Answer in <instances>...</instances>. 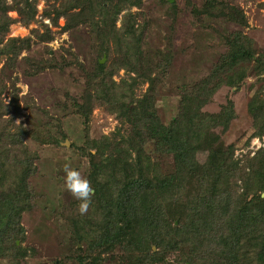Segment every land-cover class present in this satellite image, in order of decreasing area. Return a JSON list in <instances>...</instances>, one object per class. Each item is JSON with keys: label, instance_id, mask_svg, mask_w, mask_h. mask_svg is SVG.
<instances>
[{"label": "rangeland", "instance_id": "rangeland-1", "mask_svg": "<svg viewBox=\"0 0 264 264\" xmlns=\"http://www.w3.org/2000/svg\"><path fill=\"white\" fill-rule=\"evenodd\" d=\"M90 1L28 0L30 5L21 13L13 0H5L9 24L3 43L9 37L27 38L29 42L11 63L5 55L0 56V98L6 105L12 99L17 102L4 117L15 114L16 125L28 132L23 138L24 151L15 154L21 155L29 168L25 181L30 207L15 216L24 229V256L13 257L10 248L1 247L0 264H79L76 257L87 248V242L80 241L78 234L84 233L83 220L97 202L92 198L87 213H79V202L65 186L64 164L70 162L92 186L91 162L99 160L92 141L117 142L133 130L132 115L119 118L113 109L97 102L94 94L99 86L104 83L120 88L124 80L133 88L135 99L149 93L153 117L147 119L149 122L142 120V124L156 121L170 127L180 120L184 91L202 81L222 54L229 52L227 42L236 32L252 40L255 56L264 52V0H138L116 15L111 9L104 11L105 17ZM24 2L20 0L19 6ZM126 12L142 25L141 57L156 66L151 79L118 64L121 53L113 49V32L121 27ZM99 62L105 65L103 72ZM253 62L247 64L239 86L221 85L200 107L201 115L216 114L223 105L231 104L235 115L227 125L210 130L206 140L210 149L199 148L195 153L198 168L210 164H206L209 152L222 151L231 154L241 169L264 172V131L255 134L252 113L257 99L264 98V74H256ZM123 104L133 106L135 102ZM110 107L122 108V103ZM138 139L141 156L161 175L174 172L172 153L156 150L155 131L144 128ZM89 151L94 155L88 156ZM7 162L15 168L13 159ZM189 184L183 187L180 203L191 204L193 194L197 195V187ZM237 184L241 192L245 183ZM126 245L135 264H174L184 257L182 251H169L162 261L149 263L145 260L150 250L145 248L147 244ZM99 253L96 264L124 263L123 248Z\"/></svg>", "mask_w": 264, "mask_h": 264}, {"label": "trees", "instance_id": "trees-1", "mask_svg": "<svg viewBox=\"0 0 264 264\" xmlns=\"http://www.w3.org/2000/svg\"><path fill=\"white\" fill-rule=\"evenodd\" d=\"M13 1L21 13L25 5H30L28 0L21 6L20 0ZM138 3V0L90 1L102 17L109 9L116 15L125 5ZM8 7L5 0H0V44L8 30ZM121 21V27L113 32V49L121 53L118 64L137 74L140 71V77L151 79L156 66L141 57L142 25L139 26L129 13L123 15ZM227 43L229 52L222 54L202 81L184 91L180 120H175L170 127L156 121L142 124V120L153 117L150 95L145 93L135 99L133 88L124 80L120 88L103 83L95 90L97 102L113 109L119 118H127V114L134 117L131 119L133 130L117 142L110 139L92 141L99 157L97 162H91L92 198L97 204L83 220L84 233L78 234L80 241L87 242V248L76 257L79 264H96L99 251H113L117 247L123 248L127 261L123 264H135L129 258L126 244L137 247L147 244L145 248L150 250L145 254V260L149 263L162 261L166 252L182 251L184 257L174 264L180 261L183 264L186 261L189 264H264V172H247L232 160L231 154L222 151L209 152L207 167L201 165L198 168L195 159L199 148L210 149L206 144L210 130L227 125L235 115L231 104L223 105L216 114L201 115L198 113L200 107L221 85L239 86L251 60L256 74H264V52L255 56L249 37L239 31ZM28 46L27 38L9 37L0 47V56L5 55L11 63L15 54ZM98 66L103 72L105 65L99 62ZM126 101L135 104L124 105ZM115 102L122 103V108L110 107ZM9 103L3 104L0 98V248H10L11 255L17 257L25 254H22L21 246L24 229L15 216L30 207L27 202L30 198L26 194L25 181V171L29 168H26V160L15 153L24 151L23 138L28 132L16 125L15 114L4 117L10 109H15L17 102L12 99ZM255 103L258 105L252 113L255 134H259L264 131V98H258ZM144 128L157 133V151L172 153L176 162L174 172L161 175L148 159L141 156L138 136ZM93 155L89 151L88 156ZM9 158L13 159L15 168L7 165ZM256 160L259 166L261 159ZM11 171H15L14 174ZM238 181L245 183L241 192ZM185 183L197 187L194 192L197 195L193 194L191 204L179 202ZM251 248H255V256L250 254L255 251Z\"/></svg>", "mask_w": 264, "mask_h": 264}, {"label": "clouds", "instance_id": "clouds-1", "mask_svg": "<svg viewBox=\"0 0 264 264\" xmlns=\"http://www.w3.org/2000/svg\"><path fill=\"white\" fill-rule=\"evenodd\" d=\"M64 182L67 190L77 199L78 211L81 215L87 213L92 202L94 189L92 188L87 177L81 172L72 167L70 162L64 164Z\"/></svg>", "mask_w": 264, "mask_h": 264}, {"label": "water", "instance_id": "water-1", "mask_svg": "<svg viewBox=\"0 0 264 264\" xmlns=\"http://www.w3.org/2000/svg\"><path fill=\"white\" fill-rule=\"evenodd\" d=\"M262 196H264V192L262 193Z\"/></svg>", "mask_w": 264, "mask_h": 264}]
</instances>
